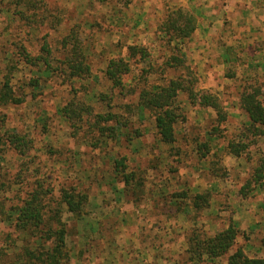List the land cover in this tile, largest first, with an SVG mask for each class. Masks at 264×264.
I'll return each mask as SVG.
<instances>
[{"label": "rangeland", "instance_id": "obj_1", "mask_svg": "<svg viewBox=\"0 0 264 264\" xmlns=\"http://www.w3.org/2000/svg\"><path fill=\"white\" fill-rule=\"evenodd\" d=\"M12 1L0 0V11L6 7L13 15L10 20L0 13V87L7 69H11V85L23 102L0 105V137L2 134L6 138V133L15 132L24 136L29 144L23 157L9 146L0 144V264L14 263L22 246L32 250L36 247L35 237L19 235L14 228L13 216L8 220L6 217L9 210L37 185L49 191L42 199L45 218L59 211L66 229V257L61 264H125L126 260L138 259L140 250L134 249L131 243L137 241L144 221L137 215L130 217L132 213L126 211L129 204L124 207L123 201L140 199L133 206L136 209L142 206L140 196L145 185L142 186L139 180L146 176L179 185L182 183L179 172L185 165L190 167L205 159L204 164L209 163L212 169L211 163L218 160L217 155L225 153L228 141L247 127V121L243 122L239 117L242 112L238 103L232 104V100L238 99L244 86L264 80L260 69L264 66V41H235L230 35V40L222 41L223 36L220 38L218 30L216 40L209 44H191L190 40L176 43L179 57L183 56L197 77L198 90H205L199 87L211 83L220 85L218 89L212 88L211 93L223 103L227 118L214 132L215 115L212 117L204 108L199 110L179 94L176 105L180 119L174 126L177 144L169 146L160 142L150 112L136 108L137 95L125 91L124 96L118 95V91L110 89L104 76L107 62L113 58H127L130 45L146 47L154 65H160L168 57L170 53L156 32L166 15L163 7L157 18L155 9L144 12V0H34L37 3L35 10L23 8L27 20H18L14 18L18 8L9 5ZM73 36L79 41L90 66L89 78L63 83L60 74L50 78L44 74L37 80L38 87H31L30 82L39 75L35 73L38 68L19 61L18 47L22 46L31 56H37L46 42L53 56L62 59L65 52L61 41ZM69 48L67 45L65 51ZM252 51L256 54L252 55ZM250 56L254 58L250 60ZM130 66V74L123 78L126 85L134 84L139 71L147 69L148 63L133 60ZM177 73L178 70H168L166 75L173 77ZM102 96H109L111 100L101 101ZM72 98L91 106L94 113H115L121 123L128 121L127 126L117 130L118 139H103L97 148H92L94 140L90 137L92 135L86 134V126L72 136L74 132L59 112ZM135 131L141 136L128 141ZM204 142L209 145L207 150L198 146ZM212 148L218 152L211 153ZM263 155L264 136L256 138L255 145L245 153L249 174ZM121 158H125L128 167L125 172L134 173V180L127 185L129 191L126 192L121 176L113 169L114 160ZM147 165L153 168L152 173L146 172L149 170ZM19 169L23 171L22 176ZM213 172L204 173V179L208 180ZM238 178V175H231L232 181ZM171 183L169 193L175 195L179 190H174ZM69 187L87 195L84 216L79 220H75L59 202L60 189Z\"/></svg>", "mask_w": 264, "mask_h": 264}, {"label": "trees", "instance_id": "obj_2", "mask_svg": "<svg viewBox=\"0 0 264 264\" xmlns=\"http://www.w3.org/2000/svg\"><path fill=\"white\" fill-rule=\"evenodd\" d=\"M9 5L18 8L14 15L15 19L27 20L24 15V9L36 8L37 3L34 0H14ZM24 8V9H23ZM1 14L7 19L12 18V14L6 7H2ZM196 30V18L188 10L178 7L168 11L162 21L157 26L158 39L163 41V46L169 51L168 57L164 58L160 65H154L150 61V53L146 47L139 45H130L127 47V58H113L107 62L104 76L110 83L112 91H118V95L124 96L137 95L136 108L139 111H149L154 119L156 134L164 145L175 146L176 130L175 124L180 119L176 98L179 94L185 96L188 103L199 108L210 109L215 115V127L213 131L217 132L219 125L224 123L227 113L221 100L213 93L196 88L197 77L193 70L186 65L183 56L179 57V47L176 43H182L190 40ZM175 43V44H173ZM70 48L65 51L66 46ZM64 50L62 59L54 57L53 51L46 42L40 47V54L31 56L24 47H18L19 61L24 65L37 67L35 73L38 75L35 80L32 79L30 86L36 89L38 87V78L44 74L53 76L60 74L64 79L63 83L70 82L74 79H88L91 72L90 66L84 56L76 36L64 38L61 41ZM133 60L147 62L148 68L141 69L134 84H125L123 78L130 74V62ZM168 70H174L178 73L173 77L166 75ZM13 71L7 69L3 76L0 87V105L7 104L18 105L23 102V98L15 95L11 80ZM156 76V77H155ZM153 77L154 79H150ZM124 91L126 92L124 94ZM110 101L111 97L102 96L101 101ZM238 109L247 118V127L239 136L228 141L224 150L226 154L238 157L255 145V139L264 136V80L260 83H252L243 87L239 93ZM111 108L109 104L105 105ZM130 107L127 106V109ZM61 116L74 132L75 136L82 127L86 126V134L94 142L92 148H97L103 139H118L117 130L125 128L128 121L120 122V118L115 113L107 111L105 113H94L93 108L81 100L72 98L59 110ZM0 137V144L14 150L19 156L25 155L26 148L29 144L24 136L15 132L6 133ZM130 136V135H129ZM128 136V137H129ZM141 134L137 131L133 136L127 139L139 138ZM250 137V138H249ZM131 138V139H130ZM245 138L249 140L245 141ZM238 139V141H236ZM209 142V141H208ZM210 144V143H209ZM200 148H209L208 143L204 142L198 145ZM179 152V147L177 148ZM203 157V156H201ZM114 172L121 176L124 192L129 191L127 185L134 180V173H126L128 168L125 164V158L114 160ZM23 165V164H22ZM216 170V169H215ZM22 176V169L18 170ZM218 177H228L223 168L217 169ZM264 155L256 162L255 167L246 179L245 184L241 187L239 193L246 196L256 186H260L264 179ZM24 180V179H23ZM49 191L43 190L41 185H37L32 191L27 193L24 200H19L15 207L8 212L6 219L13 216L15 221L14 228L19 235L34 236L36 247L28 249L21 247L17 254L16 261L11 264H61V260L66 257L64 252L66 229L60 220L59 211L45 218L43 197ZM59 202L65 206L67 212L75 219L79 220L84 216L83 206L87 202V195L75 188H61L59 191ZM208 195H195L191 198V205L196 209L208 207ZM1 222V221H0ZM238 230L230 225L227 229L222 230L212 237H208L197 228H193L189 241V252L198 257L205 255L208 259H217L228 254L235 243ZM48 244H51L50 246ZM46 245L48 246L46 248ZM4 263V262H2ZM228 264H264L263 258H248L241 248H236L231 255L227 257Z\"/></svg>", "mask_w": 264, "mask_h": 264}, {"label": "crops", "instance_id": "obj_3", "mask_svg": "<svg viewBox=\"0 0 264 264\" xmlns=\"http://www.w3.org/2000/svg\"><path fill=\"white\" fill-rule=\"evenodd\" d=\"M142 4L143 10H146L144 12L155 9L156 16L162 11V7L164 13L178 7L191 12L196 18V30L189 41L191 44L213 42L218 30L220 38L223 36L222 41L230 40L229 35L235 41H264V0H144ZM193 48L195 45L192 50ZM255 54L252 51V55ZM253 58L254 56H250V60ZM260 69L264 73V66ZM223 79L225 80L224 75ZM219 87L220 85L211 83L199 88L213 92ZM237 101L238 99L234 98L232 104H237ZM207 110L213 117L214 113L210 109ZM239 117L243 122L247 121L243 113ZM210 152L218 151L212 148ZM217 157L218 160L211 163L212 169L209 163L204 164L205 159L196 161V166L185 165L183 171L180 169L182 183L172 185L170 182L173 189L179 190L177 193L180 194L169 193L170 183L163 179L156 180L146 176L144 180H139L142 186L145 185L144 193L140 196L142 206L138 209L133 206L140 199L123 201V204L125 203L124 207L129 204L126 211L130 210V217L137 215L144 221L143 225H140L143 230L139 232L137 241L133 240L131 243L134 249L140 250L141 257L126 260L125 264H228L227 257L236 248H241L248 258L264 259V179L260 186L242 196L239 191L250 175L246 158L243 155L234 157L226 153ZM219 167L225 169L230 177L225 180L216 176ZM146 168H149L148 165ZM151 169L153 168L146 172L152 173ZM210 171H214V174L205 180L204 175ZM232 174L238 175V180L232 181ZM203 194L208 195V207L196 210L191 205V198ZM167 196L171 197L161 200ZM230 225L238 230V235L228 254L221 258L208 259L205 255L198 257L189 252L188 238L193 228L212 237Z\"/></svg>", "mask_w": 264, "mask_h": 264}]
</instances>
